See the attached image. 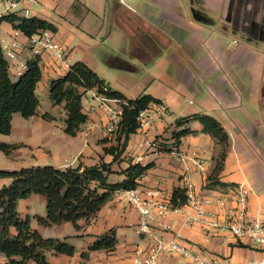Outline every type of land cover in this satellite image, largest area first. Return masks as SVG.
Instances as JSON below:
<instances>
[{
	"label": "crops",
	"instance_id": "1",
	"mask_svg": "<svg viewBox=\"0 0 264 264\" xmlns=\"http://www.w3.org/2000/svg\"><path fill=\"white\" fill-rule=\"evenodd\" d=\"M11 1L16 2V9L7 11L8 3L3 0L0 16L15 13L55 25L54 33L69 54V66L77 62L86 64L113 90L128 98L148 94L164 102L168 113L153 117L150 126L133 135L124 154L134 163H154L141 179L142 186L155 187L156 182H160L161 188L172 198L176 188L186 189L191 183L196 196L216 201L232 196L238 185H244L250 191V213L264 219V0H132L133 11L121 7L116 0H112L113 3L110 0ZM26 11L30 14L26 15ZM110 18L120 32L116 34L120 39L118 43H112V34L105 30L104 21ZM15 40L20 49L14 61L8 60L13 79L24 72L19 65H27L36 57L29 37L7 23L2 24L0 46L4 48ZM40 66L43 76L37 87L38 115L29 119L14 115L11 133L18 128L17 144L0 139V143L19 146L14 155L25 158L21 163L0 167V170L50 166L45 159L56 161L54 165L59 169L93 166L102 159L112 162L101 144L109 137L107 128L111 118L107 106L89 91L82 101L88 122L76 137L68 136L64 124L66 112L50 100L49 86L52 80L65 76L69 68L61 67L47 56ZM137 66L153 68L140 76ZM108 106L121 113L118 102L110 101ZM172 107L174 112H171ZM45 113L55 120L42 119ZM197 114L212 116L228 133L231 145L221 181L234 188L206 189L220 146L202 133L203 126L199 122L188 125L197 134L183 137L179 145H175L172 134L177 130L176 121ZM147 139L153 142L149 148L145 146ZM195 159L203 163L205 171L197 168ZM127 166L123 162L113 165V169ZM123 179L117 175L110 177L113 183ZM9 184V180H0V188ZM37 196L19 202L21 216H29L32 227L45 238H55L45 236L51 231L66 234L71 224L46 227L38 223L36 209L32 210L27 204ZM38 197L46 204L42 196ZM38 203L34 202V208ZM210 210L219 218L222 216L217 206L213 205ZM159 222L171 225L194 251L219 256L227 264L244 263L262 256L260 250L250 244L239 247L227 232L212 231V236L206 235L200 225H187L180 213H170ZM79 224V230L65 237L69 244L79 241L74 245L76 254L68 257L48 253L52 264H132L137 250L146 249L151 243L149 237L140 233L139 214L123 201L122 191L113 193L90 224ZM113 228L118 238L116 250L94 252L84 262L81 254L98 236ZM5 261L0 254V263ZM182 261L189 264L181 256L167 255L160 264Z\"/></svg>",
	"mask_w": 264,
	"mask_h": 264
},
{
	"label": "trees",
	"instance_id": "2",
	"mask_svg": "<svg viewBox=\"0 0 264 264\" xmlns=\"http://www.w3.org/2000/svg\"><path fill=\"white\" fill-rule=\"evenodd\" d=\"M2 1L0 0V3ZM4 23L29 38L42 31H57V27L46 20L37 17L26 18L15 13L0 16V27ZM40 64L39 57L32 58L27 62L24 72L13 79L4 48L0 46V134H11L14 115L19 114L24 119L38 115L40 99L37 87L43 76ZM89 91L116 100L121 109L118 129L101 141L105 155L111 156L112 162L107 163L102 159L93 166L79 165L66 169L37 166L17 171L0 170V180L10 181L9 185L0 188V254L6 259L0 264H52L48 253L68 257L76 254V248L67 241L45 238L34 229L31 218L22 217L19 212L20 201L33 195L42 196L46 201L47 214L46 217L37 216L38 223L46 227L71 224L79 230V223L90 224L111 200L114 192L139 187L145 173L154 167V163H134L130 158H125L124 154L131 137L140 129L139 114L147 110L152 103L160 101L148 94L128 98L113 90L86 64L77 62L69 67L65 76L52 80L49 86L50 100L54 105L62 106L66 112L64 124L68 136L76 137L82 126L88 122V117L82 110V101ZM41 117L45 121L55 120L49 113ZM193 121L199 122L203 126L202 133L212 137L220 146V152L214 158V168L207 177L206 189L228 186L234 188L232 184L221 181L231 143L228 133L215 118L197 114L178 119L177 130L172 134L175 145H179L183 137L197 134L188 128L189 123ZM17 148L16 145L0 143V152L6 155ZM123 162L128 164L127 168L113 169V165ZM112 175L124 179L113 183L110 181ZM171 202L173 206L185 205L186 190L176 188ZM117 244V231L110 229L98 236L81 254V258L85 262L94 252H114Z\"/></svg>",
	"mask_w": 264,
	"mask_h": 264
},
{
	"label": "built area",
	"instance_id": "3",
	"mask_svg": "<svg viewBox=\"0 0 264 264\" xmlns=\"http://www.w3.org/2000/svg\"><path fill=\"white\" fill-rule=\"evenodd\" d=\"M8 9L14 10L16 2L5 0ZM35 0H31L34 2ZM118 4L130 11H133L129 0H116ZM26 15L28 12L26 11ZM29 44L35 56L43 60L44 56L49 57L61 67L69 68V58L65 48L59 42L57 35L49 30L29 38ZM20 44L15 40L4 47L5 56L9 61H14ZM27 65H19V69L25 70ZM94 97L98 98L107 106L110 112V123L107 128L108 135L118 129L121 113L108 106V102H117L98 95L95 91ZM167 114V107L164 102L152 103L149 108L139 114L140 129L150 126L151 120L156 116ZM152 141L145 140V146H152ZM184 160V156L180 157ZM195 165L201 171H205L203 163L195 159ZM187 203L183 206H173L171 198L161 188L160 182L155 187L142 186L135 189L122 191L123 201L139 214L138 228L141 234L149 237L151 243L146 249L137 250L132 264H160L161 259L167 255H178L188 260L189 264H227L219 256L200 253L190 248L171 225H161L159 220L170 213H180L185 217L189 226L200 225L208 236L212 231H224L238 244H250L260 250L262 256L259 259H251L239 264H264V219L253 216L249 208L250 191L244 185H238L230 197H221L214 201L210 197H198L194 194V185L188 183L186 187ZM220 209L222 216L212 214V206ZM170 235V237H166Z\"/></svg>",
	"mask_w": 264,
	"mask_h": 264
},
{
	"label": "rangeland",
	"instance_id": "4",
	"mask_svg": "<svg viewBox=\"0 0 264 264\" xmlns=\"http://www.w3.org/2000/svg\"><path fill=\"white\" fill-rule=\"evenodd\" d=\"M110 1L113 3L112 0H110ZM131 2H132V0H129V3H131ZM28 14H30V12H28ZM104 24H105V30L107 31V33L108 34H110V33L112 34L111 35V38H113L112 39V43H114V42L118 43V41L120 39H119V37H117L116 34H120V32H119L118 28L116 27V25H114L113 19L110 18V20H105ZM67 55H69V54H67ZM152 68H153V66H137L136 69L138 70V74L140 76H143L144 73H146L148 71L150 72ZM151 89H152V91H154L153 90L154 87H151ZM195 107H198V106H195ZM174 111H175V109H174V107H172L171 108V112H174ZM167 113H168V110H167ZM19 118H21V117H19ZM21 120H23V118H21ZM18 133H19V130L17 128L16 131L11 133L10 135H2V134H0V139H3V141H6L8 143L17 144L16 142H18V139H19ZM156 144H157V141H156ZM17 149L13 150L11 152V154H9V155H6L5 153L0 152V167H7V166L12 165L13 163H16V162H18V163L22 162V159H24L25 157L21 158V157H17V155H14V153L18 151ZM45 161H46L45 163L47 165L55 167L54 164L56 163V161L51 160V159H45ZM42 166H44V165H42ZM36 201H39V203L36 204L35 208H34L33 204ZM27 204L30 205V208L32 210L36 209L34 211V213L37 214V216L46 217V214H47V212H46V204H45V202L41 201V197H38V196L34 197V199L29 201ZM65 231H66V234H64V235L61 234L58 231H51V232H47L45 236L46 237H55L54 239H58L59 238L62 241H67L65 239V237L69 236V235H72L70 233L75 232V228L73 226L69 225ZM76 243H79V241H71V245H73V246ZM180 264H184V262L182 261Z\"/></svg>",
	"mask_w": 264,
	"mask_h": 264
}]
</instances>
